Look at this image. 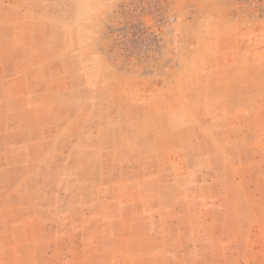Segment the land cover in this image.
Returning a JSON list of instances; mask_svg holds the SVG:
<instances>
[{
	"label": "rangeland",
	"instance_id": "374dc122",
	"mask_svg": "<svg viewBox=\"0 0 264 264\" xmlns=\"http://www.w3.org/2000/svg\"><path fill=\"white\" fill-rule=\"evenodd\" d=\"M0 264H264V0H0Z\"/></svg>",
	"mask_w": 264,
	"mask_h": 264
}]
</instances>
